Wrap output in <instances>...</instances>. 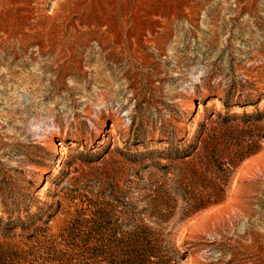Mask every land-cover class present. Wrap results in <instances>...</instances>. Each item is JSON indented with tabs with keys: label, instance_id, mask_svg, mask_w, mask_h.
<instances>
[{
	"label": "rangeland",
	"instance_id": "1",
	"mask_svg": "<svg viewBox=\"0 0 264 264\" xmlns=\"http://www.w3.org/2000/svg\"><path fill=\"white\" fill-rule=\"evenodd\" d=\"M260 98L264 0H0V217L41 227L9 250L123 264L148 226L146 264H264V120L220 119Z\"/></svg>",
	"mask_w": 264,
	"mask_h": 264
},
{
	"label": "trees",
	"instance_id": "2",
	"mask_svg": "<svg viewBox=\"0 0 264 264\" xmlns=\"http://www.w3.org/2000/svg\"><path fill=\"white\" fill-rule=\"evenodd\" d=\"M264 98H260L261 102ZM205 106V104H203ZM228 104H226V107ZM216 113L213 112L211 114L215 115ZM211 116L207 118L210 122L215 121L214 118L211 119ZM218 116V115H217ZM220 118V116H218ZM223 126H228L232 122L235 121H242L245 125L248 124H254L261 122L264 120V111H257L253 114H233L228 115L225 117L220 118ZM203 134H200L193 143H188L185 146L182 147H176L171 149L170 158L172 160H181L183 163L185 162L186 165H195V163L199 160H201L203 156V152L200 150L199 145L202 142ZM250 142L251 146L248 147V151L245 155L242 156L241 160L244 158H247L259 149V147L256 145V143H253V137L249 136L247 137ZM263 138V137H262ZM264 139V138H263ZM194 158L191 162L185 161V159H191ZM27 221H23L22 214L17 216L15 219L8 218L6 221L3 220V218L0 217V232L2 234L3 239L5 240V243L3 247L6 245L8 248L7 250H4L2 248L0 250V261H3V264H23L28 256L33 255V248H26L18 251V248H13L9 250V247L12 245L9 243L11 240L20 238L24 239L26 241L34 239L36 234L41 231V227L37 226L38 224V215H30L27 214L25 216ZM70 227V226H69ZM65 228V231H69L70 228ZM17 229H20L19 231H16ZM29 231H32L31 234ZM156 234L153 229H151L148 226H143L142 232L131 235V241L126 245L128 246V249H130L127 253V260L123 264H146V260L150 256H154L157 254L159 249V241H157ZM27 244V243H25ZM18 246V245H13ZM174 256H180L181 254L178 251L173 252Z\"/></svg>",
	"mask_w": 264,
	"mask_h": 264
},
{
	"label": "bare ground",
	"instance_id": "3",
	"mask_svg": "<svg viewBox=\"0 0 264 264\" xmlns=\"http://www.w3.org/2000/svg\"><path fill=\"white\" fill-rule=\"evenodd\" d=\"M46 40V39H45ZM59 40V39H58ZM127 40H128V43L130 42V38H129V36H127ZM51 42V41H50ZM53 42V41H52ZM55 43V42H54ZM53 43V44H54ZM97 43H99V45H100V47H101V49L102 50H106L107 48H110L111 49V51H113V52H115V51H117L118 49H120L121 48V46H122V41L121 40H119V39H115V37L114 36H106V37H103V38H100V39H98L97 40ZM128 43L126 44V45H128ZM53 44L50 46L49 45V47H47L49 50H53V49H56V48H58V49H60V50H65V49H67V47H66V45L64 44V43H60L59 41L57 42L56 41V43L55 44H57L56 46L54 45L53 46ZM40 48V50L41 51H43V50H46L47 48H46V46L44 45V44H40V45H38ZM128 47V46H127ZM48 50V51H49ZM58 51V50H57ZM198 109H200V106H199V108Z\"/></svg>",
	"mask_w": 264,
	"mask_h": 264
}]
</instances>
